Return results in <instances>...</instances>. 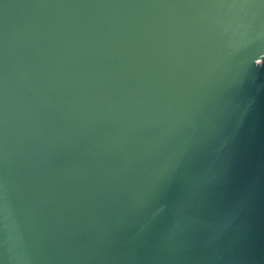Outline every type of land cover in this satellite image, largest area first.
I'll list each match as a JSON object with an SVG mask.
<instances>
[{
    "label": "water",
    "instance_id": "1",
    "mask_svg": "<svg viewBox=\"0 0 264 264\" xmlns=\"http://www.w3.org/2000/svg\"><path fill=\"white\" fill-rule=\"evenodd\" d=\"M0 264H264V0H0Z\"/></svg>",
    "mask_w": 264,
    "mask_h": 264
}]
</instances>
